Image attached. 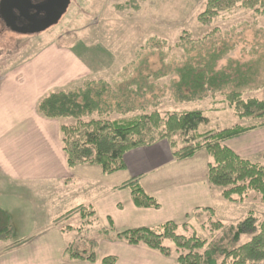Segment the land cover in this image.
<instances>
[{"label":"rangeland","instance_id":"1","mask_svg":"<svg viewBox=\"0 0 264 264\" xmlns=\"http://www.w3.org/2000/svg\"><path fill=\"white\" fill-rule=\"evenodd\" d=\"M205 3L206 0H70L66 13L55 26L30 36L12 33L0 21V78L8 80L21 67L61 68L67 54L72 61L75 57V65L90 75L69 83L66 90L79 88L83 81L104 82L113 91L128 95L135 106L144 104L143 109L137 108L129 115L114 114L109 117L111 120L133 118L143 112L164 115L199 111L208 119L206 125L199 127L200 133L235 125H257L255 120H238L228 108L224 95L233 89L235 82L229 81L222 92L202 101L179 102L173 98L170 86L177 81L175 72L188 63L200 69L221 71L231 81L242 73L248 74L247 85L240 89L242 98L264 100V16L237 7L220 13L205 26L198 20ZM56 121L60 125L73 122ZM224 145L242 159L264 164V127ZM198 152L193 164L182 167L186 175L200 176L204 155L210 162L205 150ZM47 200L46 209L63 212L67 208L61 200L51 197ZM213 211L211 219L206 214L200 224L178 228L177 233L195 234L230 250L250 238L241 235L237 242L232 240V228L248 213L252 212L258 221L264 220V203L253 191L241 202L233 203L222 197V189L215 188ZM60 222L72 227V234L66 237L78 239L73 246L77 253L95 251L88 241L107 236L99 231L104 222L98 216L80 219L74 214ZM216 223L221 228L215 230ZM108 234L113 235L110 231ZM164 245L177 254L170 242Z\"/></svg>","mask_w":264,"mask_h":264},{"label":"crops","instance_id":"2","mask_svg":"<svg viewBox=\"0 0 264 264\" xmlns=\"http://www.w3.org/2000/svg\"><path fill=\"white\" fill-rule=\"evenodd\" d=\"M73 58L66 54L61 68L21 67L8 80L0 78V223L8 220L11 227V236L0 239V264H101L109 256L116 258L115 264H176L175 254L164 257L143 245L111 242L108 237L88 241L91 247L95 243L94 263L63 255L78 239H68L73 230L60 221L74 216L67 213L76 207L87 206L92 217L104 222L99 231L113 235L165 223L192 226L200 224L205 215L201 210L213 211L215 189L207 181L206 155L200 176L186 175L182 167L193 164L199 152L179 161L166 141L127 152L124 170L111 175L95 166L68 168L60 140L62 124L39 115L37 104L50 90H66L69 83L90 75ZM131 181L159 208L134 206L124 187ZM49 197L67 208L63 212L44 208Z\"/></svg>","mask_w":264,"mask_h":264},{"label":"trees","instance_id":"3","mask_svg":"<svg viewBox=\"0 0 264 264\" xmlns=\"http://www.w3.org/2000/svg\"><path fill=\"white\" fill-rule=\"evenodd\" d=\"M237 7L264 16V0H206L198 20L206 26L220 13L230 12ZM175 73L177 81L170 86V90L173 98L179 102L202 101L222 92L229 81L235 82L233 89L224 95L228 108L238 120H255L258 124L248 127L235 125L217 132L200 133L199 127L206 125L208 119L199 111L164 115L156 111L143 112L133 118L111 120L109 117L114 114L126 116L143 109L144 104L135 106L128 95L120 90L113 91L104 82L98 81H85L80 88L47 93L38 102L37 113L47 119L73 121L70 124L63 123L60 128V140L68 168L95 166L104 175H111L124 170L123 156L127 152L166 141L173 157L179 161L190 159L198 151L205 150L210 159L207 164V181L210 186L222 189L225 200L238 203L253 191L259 194L264 203V164L242 159L224 145L246 132L264 127V100L243 99L240 92L241 87L248 83V74L242 73L231 81L221 71L200 69L188 63ZM124 187L129 189L134 206L159 208L158 202L148 196L136 181ZM200 212L207 214L209 219L213 216L210 209ZM73 213L78 214L80 219L94 215L93 211L84 206L67 214ZM220 226L216 223L214 229ZM178 228L187 229L188 225L178 227L173 223H165L155 228L130 229L112 236L102 231L111 242L143 245L164 257L174 255L172 249L164 245L170 242L177 253L176 264H264V220L258 221L252 212L232 228L233 241L237 242L241 235H249V240L230 250L208 243L195 234L180 235L177 233ZM67 229L73 230L70 226ZM10 236L11 227L6 220L5 224L0 223V239H8ZM94 246L95 243L93 249ZM63 255L71 260L91 263L96 260L94 250L88 254L77 253L72 246L66 247ZM115 263L116 258L113 256L101 261V264Z\"/></svg>","mask_w":264,"mask_h":264},{"label":"water","instance_id":"4","mask_svg":"<svg viewBox=\"0 0 264 264\" xmlns=\"http://www.w3.org/2000/svg\"><path fill=\"white\" fill-rule=\"evenodd\" d=\"M69 5L70 0H42L38 4L30 0H0V20L12 33L37 35L55 26ZM19 19L23 24L18 23Z\"/></svg>","mask_w":264,"mask_h":264},{"label":"flooded vegetation","instance_id":"5","mask_svg":"<svg viewBox=\"0 0 264 264\" xmlns=\"http://www.w3.org/2000/svg\"><path fill=\"white\" fill-rule=\"evenodd\" d=\"M31 1V3L32 4H38V3H40L42 0H30ZM30 13H32V11H30ZM16 15H17V13H16ZM1 21V20H0ZM19 22L18 23H22L23 22V20H21V19H19L18 20ZM25 23V22H24ZM23 24V23H22Z\"/></svg>","mask_w":264,"mask_h":264}]
</instances>
